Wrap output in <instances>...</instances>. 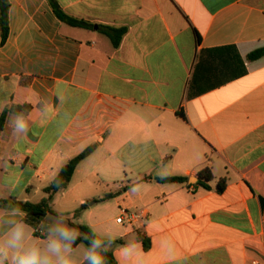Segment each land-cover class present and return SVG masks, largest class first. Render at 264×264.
<instances>
[{"label": "crops", "instance_id": "1", "mask_svg": "<svg viewBox=\"0 0 264 264\" xmlns=\"http://www.w3.org/2000/svg\"><path fill=\"white\" fill-rule=\"evenodd\" d=\"M56 1L92 27L62 22L49 0H10L5 43L0 31V200L39 203L95 146L53 196L56 213L123 236L117 245L142 241L152 264H264V56L249 58L264 48V0ZM100 26L127 29L118 48ZM15 105L31 107L26 139L9 125ZM162 168L186 180L161 182ZM121 206L140 217L118 224Z\"/></svg>", "mask_w": 264, "mask_h": 264}, {"label": "clouds", "instance_id": "2", "mask_svg": "<svg viewBox=\"0 0 264 264\" xmlns=\"http://www.w3.org/2000/svg\"><path fill=\"white\" fill-rule=\"evenodd\" d=\"M3 110L0 106V112ZM49 111L48 105H41L42 117ZM29 119L30 116L22 112L10 113L12 132L26 139ZM158 175L161 180H166L171 173L162 168ZM144 188L143 183H133L129 192L138 196ZM48 216L50 219H43L37 228L27 222L28 213L21 207L11 203L0 206V264H108L106 255L114 248L116 264H152L151 253L143 250L140 240L127 239L117 245V240L124 239L123 236L108 230L101 235L91 220H76L60 211ZM78 223L86 224L90 232H81L72 226ZM37 231L39 235H36ZM78 240L81 242L77 243ZM83 241H87V245ZM158 247L169 261L175 260L176 244L171 238H161Z\"/></svg>", "mask_w": 264, "mask_h": 264}, {"label": "trees", "instance_id": "3", "mask_svg": "<svg viewBox=\"0 0 264 264\" xmlns=\"http://www.w3.org/2000/svg\"><path fill=\"white\" fill-rule=\"evenodd\" d=\"M50 5L53 9L55 15L60 19L62 22L74 26V27H83V28H91L92 25L84 20L76 19L70 15H68L57 3L56 0H49ZM10 0H0V31L2 35V43H5L8 39L10 33V26H9V10H10ZM99 30L104 33L108 38L112 41L113 46L118 48L124 35L127 32L126 28H115V27H99ZM264 56V48L258 49L252 52L249 55L250 59H257ZM31 107L29 105H15L10 108V111L13 113H24L26 116L29 113ZM6 122V113H3L0 117V134L3 132ZM95 146L87 148L78 156L71 159L67 164H65L54 178L52 183L45 188V192L48 194V197L41 200L39 203H32V202H24L16 199H3L0 200V206L6 204H13L16 206L21 207L28 213L27 222L33 226L40 224V222L48 217V214L56 215V212L52 209V200L53 196L59 192L60 190L66 188L70 183L73 174L79 165V163L87 158L92 152L95 150ZM207 170V169H205ZM60 183L57 184L56 181ZM161 182H179L183 183L186 179L184 177H171L167 178L166 180L158 179ZM86 205H83L82 209L85 208ZM79 214V211L75 213V216ZM73 227L79 228L81 232L88 233L90 229L86 225L75 224L72 225ZM81 241L78 240L77 243ZM87 245V241H83ZM106 259L108 264H115L114 258L112 254L109 252L106 255Z\"/></svg>", "mask_w": 264, "mask_h": 264}, {"label": "rangeland", "instance_id": "4", "mask_svg": "<svg viewBox=\"0 0 264 264\" xmlns=\"http://www.w3.org/2000/svg\"><path fill=\"white\" fill-rule=\"evenodd\" d=\"M111 190L114 193L116 192L115 187H112ZM119 192H122V191H119ZM110 193L111 192L109 190L101 189V191L99 192V197H97V199L99 200V209H100L101 217L104 220L110 221L111 223H113L117 215V210H116L117 207H116L115 202H113V197L109 196ZM70 202L68 200L67 201L64 200L63 201V203L65 204L64 206L69 207L71 205Z\"/></svg>", "mask_w": 264, "mask_h": 264}, {"label": "built area", "instance_id": "5", "mask_svg": "<svg viewBox=\"0 0 264 264\" xmlns=\"http://www.w3.org/2000/svg\"><path fill=\"white\" fill-rule=\"evenodd\" d=\"M119 210H120V215L116 219L118 224H125V223L132 224L135 221V219L140 217V215L135 214L125 206H121Z\"/></svg>", "mask_w": 264, "mask_h": 264}]
</instances>
